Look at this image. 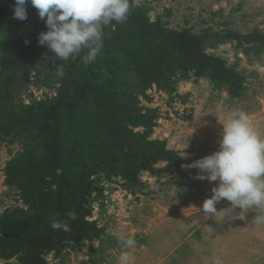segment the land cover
<instances>
[{"label": "rangeland", "instance_id": "obj_1", "mask_svg": "<svg viewBox=\"0 0 264 264\" xmlns=\"http://www.w3.org/2000/svg\"><path fill=\"white\" fill-rule=\"evenodd\" d=\"M14 3L0 0V264H28L58 223L45 111L76 88L91 64L83 62L87 49L62 62L41 46L46 18L29 4L27 19H14ZM129 3L126 22L104 27L107 52L98 80L60 129V170L73 202L89 205L95 196L108 198L111 207L93 210L103 231L93 241H72L66 222L65 244L44 254L46 264H119L121 235L137 242L130 264H164L179 246L193 260L206 253L225 264L232 254L238 264H264V225L252 223L264 210L241 213L221 200L217 211L226 212L205 215L203 203L219 181L197 179L199 170L189 167L219 150L231 112H245L264 136V0ZM184 30L206 36L207 53L245 77L243 96L233 97L162 34ZM233 35L249 40L240 44ZM12 58L20 62L6 60Z\"/></svg>", "mask_w": 264, "mask_h": 264}, {"label": "clouds", "instance_id": "obj_2", "mask_svg": "<svg viewBox=\"0 0 264 264\" xmlns=\"http://www.w3.org/2000/svg\"><path fill=\"white\" fill-rule=\"evenodd\" d=\"M29 4L38 10L41 20L46 18L48 30L39 34L38 43L62 62L87 49L85 64L95 62L102 51L104 27L112 21L126 22L130 12L129 0H15L13 18L26 20ZM56 74L64 75L63 64L56 67ZM222 125L219 150L189 166L199 170L197 179L219 181L211 190V198L204 201L203 213L215 217L226 212L217 211L221 200H227L231 209H240L241 213L251 208L264 210V136L243 111L227 114ZM68 215L77 218L75 212ZM252 223L264 225V214L255 215ZM61 226L52 223L53 229ZM119 243V264H130L133 257L129 250L137 242L121 235Z\"/></svg>", "mask_w": 264, "mask_h": 264}, {"label": "trees", "instance_id": "obj_3", "mask_svg": "<svg viewBox=\"0 0 264 264\" xmlns=\"http://www.w3.org/2000/svg\"><path fill=\"white\" fill-rule=\"evenodd\" d=\"M163 32V31H162ZM163 36L174 43L176 47L182 49L195 67L210 70L215 75V79L222 81L229 88V92L235 98H240L245 92V77L236 71V69L227 66L225 61L216 55L207 53L206 43L207 37L204 35L194 34L188 30L167 32L164 31ZM234 40L240 44L243 40L249 38L233 35ZM107 52L106 42L103 38V48L98 54L95 62L91 63L85 70L83 78L77 83L76 88L72 92H67L61 95L58 103L50 106L45 111V117L49 120L51 125L50 141L52 147V162L53 167L57 171L59 204L57 207V221L61 223L59 229H53L52 225L48 230L47 237L41 245L38 246L28 264H46L44 254L49 252H58L65 244L64 229L67 222L72 234V241L82 242L84 240L93 241L98 239L103 232L99 224L90 222L88 218L92 216L93 206L99 201L97 197H88V204H75L70 194V182L63 172H61L62 160V145L60 140V129L63 123L64 116L77 104H79L90 92L93 85L99 77V73L105 63V53ZM13 64L20 61L6 59ZM7 63L9 64V62ZM4 65V69H8L10 65ZM11 64V65H13ZM119 143L124 150H128L125 138L118 134ZM75 212L77 218L75 220L69 217V213Z\"/></svg>", "mask_w": 264, "mask_h": 264}, {"label": "crops", "instance_id": "obj_4", "mask_svg": "<svg viewBox=\"0 0 264 264\" xmlns=\"http://www.w3.org/2000/svg\"><path fill=\"white\" fill-rule=\"evenodd\" d=\"M202 234V233H201ZM204 235V234H203ZM231 234H229L230 237ZM202 236V235H201ZM203 237V236H202ZM214 238H216V241L218 240V242L220 241V234H217L216 236H214ZM180 247V246H179ZM178 248H174L172 250V252L170 253L169 257L167 258V260L164 261V264H196V261L198 262V264H201V262L204 260L203 264H217L219 262L218 258L215 257H211L210 254H202L199 258H195L196 260L191 259V255L185 256L184 254H180V250ZM228 247L231 249L232 244H229ZM238 248V246H237ZM235 248L231 249L232 251H234ZM230 259L229 261H225V264H238L237 263V258L235 257V255H230ZM248 260H246V262H244L245 264ZM253 263V259L249 260V264Z\"/></svg>", "mask_w": 264, "mask_h": 264}, {"label": "built area", "instance_id": "obj_5", "mask_svg": "<svg viewBox=\"0 0 264 264\" xmlns=\"http://www.w3.org/2000/svg\"><path fill=\"white\" fill-rule=\"evenodd\" d=\"M98 207H101V210H108L111 207V201L108 198H101L94 206H93V210L95 209L94 213L98 212ZM99 213V212H98ZM101 213V212H100ZM88 220L90 222H97L96 219H94L95 221H93V217L91 216L90 218H88Z\"/></svg>", "mask_w": 264, "mask_h": 264}]
</instances>
